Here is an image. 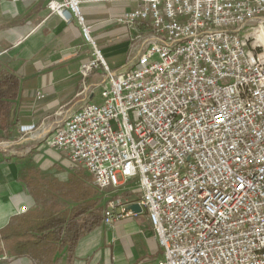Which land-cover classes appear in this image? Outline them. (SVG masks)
<instances>
[{"label":"built area","instance_id":"built-area-1","mask_svg":"<svg viewBox=\"0 0 264 264\" xmlns=\"http://www.w3.org/2000/svg\"><path fill=\"white\" fill-rule=\"evenodd\" d=\"M133 1L117 21L139 31L113 72L81 0H48L94 47L80 95L96 70L105 76L92 89L101 100L68 114L46 141L103 192L139 184L132 203L163 248L157 264H264V0ZM38 130L22 124L14 142ZM132 203L109 199L104 222L135 215Z\"/></svg>","mask_w":264,"mask_h":264},{"label":"crops","instance_id":"crops-1","mask_svg":"<svg viewBox=\"0 0 264 264\" xmlns=\"http://www.w3.org/2000/svg\"><path fill=\"white\" fill-rule=\"evenodd\" d=\"M48 0H0V73L13 72L20 78L13 111L22 124L35 123L39 130L18 143L17 153L0 154V231L11 218L35 207V199L20 181L21 167L33 164L61 180H68L75 165L69 154L47 143L52 128L88 101H100L99 89H92L105 76L96 70L87 82L91 91L80 95L84 87L81 66L94 58V47L83 36L79 23H67L50 13ZM136 8L133 0H81V10L92 27L91 35L111 71H119L128 62L137 27H129L117 18ZM64 111L63 114H58ZM20 137L18 132L16 139ZM136 181L130 182L134 183ZM137 183V182H136ZM131 189L122 185L111 198L137 202L139 184ZM26 210L23 211V208ZM4 251L0 264H35L28 257L12 256ZM164 257L147 211L105 222L81 237L73 264H157ZM61 264H67L66 258Z\"/></svg>","mask_w":264,"mask_h":264},{"label":"trees","instance_id":"trees-1","mask_svg":"<svg viewBox=\"0 0 264 264\" xmlns=\"http://www.w3.org/2000/svg\"><path fill=\"white\" fill-rule=\"evenodd\" d=\"M19 89L16 74L0 73V140H13L19 132L12 107ZM19 179L35 199V207L11 218L0 231V245L3 242L12 256L28 257L35 264H61L64 257L73 264L81 237L104 223L111 195L101 191L84 168H75L68 180H61L26 164Z\"/></svg>","mask_w":264,"mask_h":264},{"label":"rangeland","instance_id":"rangeland-1","mask_svg":"<svg viewBox=\"0 0 264 264\" xmlns=\"http://www.w3.org/2000/svg\"><path fill=\"white\" fill-rule=\"evenodd\" d=\"M236 26H232L231 28H235ZM16 141L15 139L13 140H0V144H4L7 143L6 145H0V154L1 153H17L19 151L18 147V143L14 142ZM138 183L134 182V183H129V187L131 189H136ZM114 193H111L110 195L113 196Z\"/></svg>","mask_w":264,"mask_h":264},{"label":"water","instance_id":"water-1","mask_svg":"<svg viewBox=\"0 0 264 264\" xmlns=\"http://www.w3.org/2000/svg\"><path fill=\"white\" fill-rule=\"evenodd\" d=\"M127 209L132 210L135 213H139L143 211V208L141 207L139 203H132L128 205Z\"/></svg>","mask_w":264,"mask_h":264}]
</instances>
